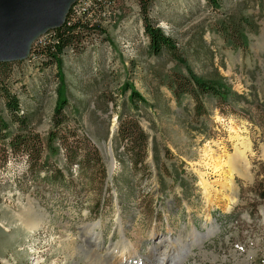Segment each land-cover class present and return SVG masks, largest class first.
<instances>
[{
    "label": "rangeland",
    "instance_id": "1",
    "mask_svg": "<svg viewBox=\"0 0 264 264\" xmlns=\"http://www.w3.org/2000/svg\"><path fill=\"white\" fill-rule=\"evenodd\" d=\"M82 8L79 17L96 29L61 56L64 114L100 151L107 176L88 183L76 166L60 162L64 186L52 187L46 174L27 172L23 157L5 165L9 140L0 142V264H97L94 256L162 264L170 245L182 255L178 264H264V205L253 190L264 186V0H220L217 9L207 0H154L149 17L177 42L181 61L153 55L139 0H91ZM189 72L230 87L248 104L238 99L221 113L206 97L208 114L197 119L193 100L179 103L171 90L174 78ZM56 73L31 53L2 75L43 140L61 88ZM127 85L144 102L131 104ZM0 112L10 123L1 99ZM122 119L137 121L149 137L137 169L118 137ZM10 126L2 135L18 132ZM208 156L221 162L218 171ZM90 227L99 246L80 238ZM73 246L90 254H74ZM113 249L120 258L107 255Z\"/></svg>",
    "mask_w": 264,
    "mask_h": 264
},
{
    "label": "trees",
    "instance_id": "2",
    "mask_svg": "<svg viewBox=\"0 0 264 264\" xmlns=\"http://www.w3.org/2000/svg\"><path fill=\"white\" fill-rule=\"evenodd\" d=\"M154 0H139L143 13L144 34L149 39V47L154 56L160 57L163 53H168L174 60L183 59L177 42L166 35L164 31L154 24L149 17V10ZM214 7H220V0H207ZM88 18L79 17L69 11L65 24L58 29H54L45 34L44 38L34 43L31 53L44 57L49 64H54L57 69V80L61 88L58 90V102L53 115V128L49 132L47 139L43 140L39 134L34 133L30 128L29 120L22 115L18 97L12 93L11 89L2 79L3 73L11 63H0V99L4 101V107L10 116V123L2 117L0 112V142H8V156L5 165L11 158H24L27 172L38 177L46 174L49 185L52 187L64 186V175L62 169H57L60 162L66 168L76 166L81 177L89 183L90 178L99 177L105 179L106 169L104 159L100 151L92 145L87 137L79 136L68 126V118L64 114L69 101L63 89L64 76L62 73V54L68 48H73L80 43L83 34L95 31L96 25L89 24ZM31 56V55H30ZM172 94L180 103L184 97H190L195 105V117L202 118L208 114L203 99L212 97L218 101L221 113L226 105L236 103V100L247 99L232 91L228 86L215 81L205 80L189 72L186 76H177L173 80L171 87ZM131 92L130 102H144L136 91L126 86V93ZM237 105V103H236ZM16 126L17 133L9 138L2 135ZM119 140L123 142L132 158L131 166L135 169L143 166L148 153L149 137L135 120L122 119L118 133ZM117 156V154H116ZM115 156V158H116ZM54 169L52 175L50 173ZM96 171L98 174H96ZM107 176V175H106ZM256 199L264 205V186L257 184L254 188ZM244 193V189H241Z\"/></svg>",
    "mask_w": 264,
    "mask_h": 264
},
{
    "label": "water",
    "instance_id": "3",
    "mask_svg": "<svg viewBox=\"0 0 264 264\" xmlns=\"http://www.w3.org/2000/svg\"><path fill=\"white\" fill-rule=\"evenodd\" d=\"M78 0H0V63L26 61L34 43L61 28Z\"/></svg>",
    "mask_w": 264,
    "mask_h": 264
},
{
    "label": "bare ground",
    "instance_id": "4",
    "mask_svg": "<svg viewBox=\"0 0 264 264\" xmlns=\"http://www.w3.org/2000/svg\"><path fill=\"white\" fill-rule=\"evenodd\" d=\"M110 150H111V147H110ZM213 155V154H212ZM209 157V156H208ZM213 158V157H212ZM212 158L209 157V163H211V167H212V170L214 172L218 171L220 169V166H221V162L219 160H213L212 161ZM218 159V158H217ZM203 176V175H202ZM204 177V176H203ZM202 177V182H201V185L203 186L204 190H205V197L207 199H209V193H208V189H209V183L207 182V180L203 179ZM80 238H82V240H84L86 242V245H91V244H96L99 246V244H102L103 243V240L95 233V231L93 230L92 227L90 228H85L82 232V235L80 236ZM60 239V242H67L68 239H64V237L62 238H59ZM91 243V244H90ZM74 244V243H73ZM171 244L170 241H168V245ZM68 244L66 243L64 246H67ZM71 244H69L68 247H66V249L68 248H71L70 247ZM75 246V245H74ZM73 246V250H74V254H77L79 256H82L84 254H90L88 252V250H85L82 247H74ZM175 248L170 245L169 246V249L165 251L164 255H163V261H162V264H178L179 261H180V257L182 256L180 253L178 252H175L174 250ZM159 249L156 248L153 250V255L156 254V252L158 251ZM175 253V254H174ZM107 255H109V257L113 260V259H118L120 258V256L118 257V253H117V250L116 249H113L111 250L109 253H107ZM175 255V256H174ZM96 258V261H97V264H113L114 262H110L109 260H103L101 257H98V256H94ZM92 258V256H91ZM90 258V259H91ZM150 262V263H147V262ZM89 262V261H88ZM94 263V261H92ZM143 262V261H142ZM139 263V264H153V260L151 259H147V261L144 263ZM127 264V263H126ZM161 264V263H160Z\"/></svg>",
    "mask_w": 264,
    "mask_h": 264
},
{
    "label": "built area",
    "instance_id": "5",
    "mask_svg": "<svg viewBox=\"0 0 264 264\" xmlns=\"http://www.w3.org/2000/svg\"><path fill=\"white\" fill-rule=\"evenodd\" d=\"M91 0H78L73 6H72V12L78 16H80L81 14H83V11H85L86 9H83V5L86 4L87 2H90ZM96 1V0H95ZM112 1V0H110ZM45 35H43L42 37H40L36 42H40ZM35 42V43H36Z\"/></svg>",
    "mask_w": 264,
    "mask_h": 264
}]
</instances>
